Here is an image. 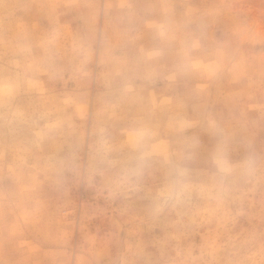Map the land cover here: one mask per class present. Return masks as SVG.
<instances>
[{
  "label": "rangeland",
  "instance_id": "rangeland-1",
  "mask_svg": "<svg viewBox=\"0 0 264 264\" xmlns=\"http://www.w3.org/2000/svg\"><path fill=\"white\" fill-rule=\"evenodd\" d=\"M0 264H264V0H0Z\"/></svg>",
  "mask_w": 264,
  "mask_h": 264
}]
</instances>
